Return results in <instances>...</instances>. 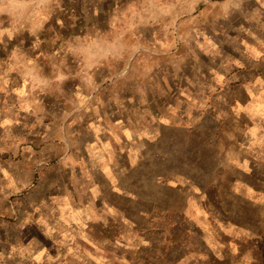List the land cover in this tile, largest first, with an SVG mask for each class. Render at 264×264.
Returning a JSON list of instances; mask_svg holds the SVG:
<instances>
[{
    "label": "rangeland",
    "instance_id": "1",
    "mask_svg": "<svg viewBox=\"0 0 264 264\" xmlns=\"http://www.w3.org/2000/svg\"><path fill=\"white\" fill-rule=\"evenodd\" d=\"M0 24V264H264V0H14Z\"/></svg>",
    "mask_w": 264,
    "mask_h": 264
},
{
    "label": "crops",
    "instance_id": "2",
    "mask_svg": "<svg viewBox=\"0 0 264 264\" xmlns=\"http://www.w3.org/2000/svg\"><path fill=\"white\" fill-rule=\"evenodd\" d=\"M3 25L0 24V27ZM14 56L15 50L10 49L9 47L3 48L0 47V84L5 85V89L3 91H7V95L9 96L10 90L14 89ZM13 65V66H12ZM10 66L12 68L10 69ZM11 72V78H10Z\"/></svg>",
    "mask_w": 264,
    "mask_h": 264
},
{
    "label": "clouds",
    "instance_id": "3",
    "mask_svg": "<svg viewBox=\"0 0 264 264\" xmlns=\"http://www.w3.org/2000/svg\"><path fill=\"white\" fill-rule=\"evenodd\" d=\"M14 0H0V13L6 12L8 7L13 5ZM31 3H36V0H31ZM17 7L24 9L27 8L29 5L27 4H18Z\"/></svg>",
    "mask_w": 264,
    "mask_h": 264
},
{
    "label": "trees",
    "instance_id": "4",
    "mask_svg": "<svg viewBox=\"0 0 264 264\" xmlns=\"http://www.w3.org/2000/svg\"><path fill=\"white\" fill-rule=\"evenodd\" d=\"M164 180H165V178H164ZM164 182H166V180Z\"/></svg>",
    "mask_w": 264,
    "mask_h": 264
}]
</instances>
